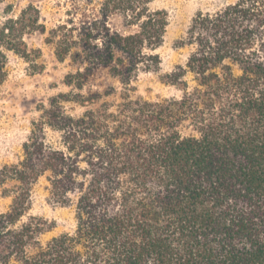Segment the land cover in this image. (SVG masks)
<instances>
[{"label": "trees", "instance_id": "obj_1", "mask_svg": "<svg viewBox=\"0 0 264 264\" xmlns=\"http://www.w3.org/2000/svg\"><path fill=\"white\" fill-rule=\"evenodd\" d=\"M11 11L10 3L0 22V83L7 53L30 58L25 36L45 31L36 6ZM117 13L135 29L111 28ZM167 24L151 0H103L100 18L82 24L81 51L92 68L119 52L134 71L150 69ZM72 30L56 36L59 59L71 50ZM180 43L192 49L187 62L164 76L178 96L124 93L79 114L62 105L65 95L51 101L23 159L0 172L19 187L0 213V264H264V0L197 12ZM45 172L74 224L42 243L43 222H17Z\"/></svg>", "mask_w": 264, "mask_h": 264}, {"label": "rangeland", "instance_id": "obj_2", "mask_svg": "<svg viewBox=\"0 0 264 264\" xmlns=\"http://www.w3.org/2000/svg\"><path fill=\"white\" fill-rule=\"evenodd\" d=\"M235 0H151V7L167 13V27L162 44L152 53L159 62L150 69L134 71L128 59L121 53L108 66L90 67L81 51L79 31L82 24L100 18L103 0H5L0 3V22L4 20L7 4H12L11 16L32 4L40 10L45 31H35L25 36L30 58L8 52L7 75L0 83V172L4 166L20 162L23 145L29 139L33 124L40 122L44 111L54 98L62 95V105L68 113L79 114L101 105H114L127 93L131 98L149 101L161 100L181 93L179 86L165 81V75L177 66H185L191 47L181 45L194 15L214 12ZM111 28L128 32L123 15L117 13L108 18ZM60 26H63L60 28ZM72 28V47L63 59L56 54L57 35ZM122 59L121 61H119ZM114 68L121 69L117 74ZM238 72L237 70H235ZM81 72L83 75H78ZM130 73V79L127 74ZM189 85H194L188 75ZM93 96V104L81 105L75 100ZM111 107V109H113ZM49 172H45L30 187L25 210L17 222L20 225L35 217L43 222L42 243L69 231L74 224V212L70 206L57 204L51 194ZM19 192L18 182L0 180V213L8 212Z\"/></svg>", "mask_w": 264, "mask_h": 264}]
</instances>
